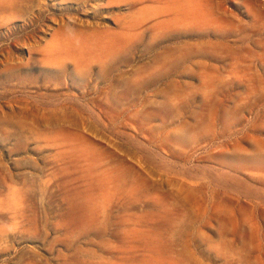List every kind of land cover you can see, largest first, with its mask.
<instances>
[{
  "label": "rangeland",
  "instance_id": "374dc122",
  "mask_svg": "<svg viewBox=\"0 0 264 264\" xmlns=\"http://www.w3.org/2000/svg\"><path fill=\"white\" fill-rule=\"evenodd\" d=\"M29 1L0 10V264H264V0Z\"/></svg>",
  "mask_w": 264,
  "mask_h": 264
},
{
  "label": "bare ground",
  "instance_id": "6f19581e",
  "mask_svg": "<svg viewBox=\"0 0 264 264\" xmlns=\"http://www.w3.org/2000/svg\"><path fill=\"white\" fill-rule=\"evenodd\" d=\"M28 1L29 0H0V10L1 9H6V10H10V11L22 10L25 7L24 5ZM145 1L154 2V3H156V5H159V4L163 5L160 7L156 6L154 8V11L153 12L151 11L152 17L162 16L165 18V21H163L162 24H164V23L170 24L171 23L172 25H175V26H177V25L187 26V25H192V23L195 25L200 24V23H204L210 19V18H207L208 15L206 13V10L203 11L202 8H200V6L206 5V4H204V2H206V0H138V4H144ZM109 2H111V0H109ZM42 5H43V3H42ZM135 5H137L135 2H131L129 6H130V8H133V7H135ZM255 6H256L255 2H254V4L252 2L246 4V7L249 10L253 9V7H254V9L250 11V13L256 11ZM36 7H38V5ZM64 9L66 11H68L70 9V7L65 6ZM25 11H26V9H25ZM42 17H44V16H42ZM39 18L40 17H38V19ZM65 34H66V36L71 37V38L76 39V40L88 38L87 36H89V35H84L81 32H77V33L66 32ZM78 51H79L78 52L79 57H77V61H80V59L83 58V56H84V52L80 51L79 48H78Z\"/></svg>",
  "mask_w": 264,
  "mask_h": 264
}]
</instances>
